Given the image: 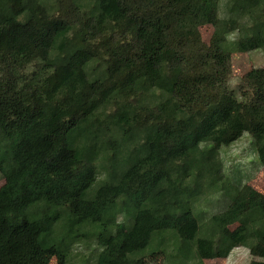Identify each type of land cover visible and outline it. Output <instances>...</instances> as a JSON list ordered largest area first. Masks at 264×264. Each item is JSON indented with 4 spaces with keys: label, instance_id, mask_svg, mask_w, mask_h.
Instances as JSON below:
<instances>
[{
    "label": "trees",
    "instance_id": "obj_1",
    "mask_svg": "<svg viewBox=\"0 0 264 264\" xmlns=\"http://www.w3.org/2000/svg\"><path fill=\"white\" fill-rule=\"evenodd\" d=\"M262 48L264 0H0V264H264V194L221 158L248 133L264 166V66L230 85Z\"/></svg>",
    "mask_w": 264,
    "mask_h": 264
},
{
    "label": "rangeland",
    "instance_id": "obj_2",
    "mask_svg": "<svg viewBox=\"0 0 264 264\" xmlns=\"http://www.w3.org/2000/svg\"><path fill=\"white\" fill-rule=\"evenodd\" d=\"M220 15L222 17L230 15L225 1L221 2ZM199 31L201 45L207 47L211 41L214 29L208 25L201 27ZM235 37L236 34H233L229 39L233 40ZM262 66H264V48L250 53L234 52L232 55L231 88L237 90L242 77L248 71ZM256 153L253 139L248 133H244L231 146L221 149V158L224 163L228 186L230 185L229 188L234 189L240 185L247 184L264 194V166L259 164ZM3 184L4 179L0 174V186ZM223 200L224 197L220 191L212 192L198 201L197 209L206 212L205 216L210 215L223 208ZM95 255V244L89 241L75 248L68 264H94ZM252 260L253 256L247 248L238 247L232 250L227 258L205 260L202 264H250Z\"/></svg>",
    "mask_w": 264,
    "mask_h": 264
}]
</instances>
